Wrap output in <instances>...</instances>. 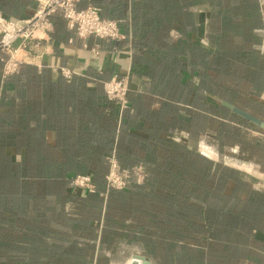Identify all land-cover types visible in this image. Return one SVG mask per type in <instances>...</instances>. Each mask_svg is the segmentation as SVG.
<instances>
[{"label": "crops", "instance_id": "0c3cea01", "mask_svg": "<svg viewBox=\"0 0 264 264\" xmlns=\"http://www.w3.org/2000/svg\"><path fill=\"white\" fill-rule=\"evenodd\" d=\"M218 1L225 0H84L81 8L94 6L103 18L118 23L124 39L116 43L80 39L56 16L53 31L38 32L28 51L20 55L22 66L39 71L40 86L33 85L24 95L12 85L7 86L5 80L9 77L0 74V165L38 162L40 156H45L58 164L76 163L67 174L69 178L94 177L96 172L106 171L93 163L102 164L115 156L126 167L143 166L151 177L149 167L160 160L161 148L171 145L185 149V123L192 143L200 114L211 120L214 129L217 101L230 113L221 102L252 115L228 97L238 93L241 99L264 107V10L260 0H251L249 17L228 11L219 16L220 21L211 10ZM37 8L38 0H0L3 16L20 23L33 17ZM245 19L253 20V25H243ZM239 35L237 48L244 51L239 57L243 75H224L223 88L229 94L222 95L217 92V76L224 74L232 62L223 54L233 51L228 44ZM248 55L254 56V62L246 60ZM63 68L73 72L72 79L61 74ZM115 76L129 80L128 107L123 117L120 110L118 114L104 101L103 84ZM248 124L239 128H245L248 138L264 146V131ZM239 150L244 155L242 145ZM241 165L246 172L257 171L255 179L249 175L241 179L249 184L251 193L263 198L264 157L255 161L242 156ZM16 176L0 172L5 183H15ZM7 188V195L9 191L23 193L19 188ZM36 192L31 187V198ZM62 193L66 196L68 189ZM246 196L241 198L240 206H250L256 213L241 214L239 225L243 231L239 238L244 242L239 244L240 254L233 261L264 264V201L249 202V194ZM5 198L12 205L0 201V213H10L20 221L2 224L12 233L20 231L17 227L25 220L21 216H26L21 212L23 208L14 198ZM26 220L32 223L34 219ZM224 223L230 227L228 221ZM213 238L209 234L207 240Z\"/></svg>", "mask_w": 264, "mask_h": 264}, {"label": "rangeland", "instance_id": "374dc122", "mask_svg": "<svg viewBox=\"0 0 264 264\" xmlns=\"http://www.w3.org/2000/svg\"><path fill=\"white\" fill-rule=\"evenodd\" d=\"M251 5V0H225L213 4L211 10L220 21L219 16L228 11L249 17ZM260 8L264 10V0H260ZM247 24L252 26L253 20L245 19L243 25ZM239 37L228 44L233 51L223 54L232 62L230 68L226 67V73L217 76V92L222 95L229 94L223 88L224 75L242 74L239 57L244 51L237 48ZM249 56L246 60L254 62V56ZM228 97L250 110L253 116L264 119V107L241 99L238 93H230ZM216 105L214 129L211 120L208 122L200 114L193 131L196 142L192 143L186 135L188 126L185 123V149L171 145L161 148L158 152L160 160L149 167L152 175L149 179L145 168L136 166L144 169L146 178L142 184L138 183V177L130 180L134 192L112 198L108 192H103L98 202L86 199L91 194L71 185L66 196L56 186L50 187L47 194L40 190L33 198L17 194L15 202L21 205V212L26 216H21L25 220L17 227L20 231L12 233L2 223L20 220L10 213H0V264H133L134 255L146 257L151 264H243L221 258V255H227L223 240L236 245L244 242L239 238L238 229L224 223L226 220L232 225L237 218L226 216L221 220L218 211L206 212L204 208L210 200L217 208L229 206L239 214L255 215L256 210L252 207L236 205L234 199L226 198L222 186L225 178L244 179V175H249L255 179L257 171L246 172L241 157L256 161L264 157V146L262 142L248 138L245 128H239L248 121L222 109L218 101ZM240 145L244 155L239 150ZM0 167L1 172L7 171L6 163ZM109 172L110 167L102 177L108 191L106 177ZM252 185L256 187L254 181ZM208 189H213L212 195H208ZM242 191L238 190V197L249 194V202L264 201V197ZM189 206L191 209L188 210ZM27 217L34 219L32 223L26 220ZM209 217L211 231L204 235L195 236L196 233L184 225L191 222L207 230L202 222ZM178 233L188 239L183 246L180 240L176 241L180 238ZM209 234L218 240L208 241ZM11 254L19 256H9Z\"/></svg>", "mask_w": 264, "mask_h": 264}, {"label": "built area", "instance_id": "2783aa9c", "mask_svg": "<svg viewBox=\"0 0 264 264\" xmlns=\"http://www.w3.org/2000/svg\"><path fill=\"white\" fill-rule=\"evenodd\" d=\"M84 0H38V8L30 19L20 23L10 20L0 12V61L4 64L3 76L8 78L17 74L24 60L19 56L29 49L38 32L50 34L54 29L53 19L61 17L67 27L78 38H90L116 43L124 39L117 22L105 19L94 6L81 8ZM5 56V57H4ZM9 58H8V57ZM61 74L68 80L72 79L73 72L61 69ZM105 96L109 101L115 102L121 112L128 107L130 92L129 80L115 76L103 84ZM110 172L106 177L108 188L125 190L130 180L138 177L142 184L146 175L142 167L131 170L122 169L115 156L109 159ZM71 187L83 188L89 194H97V188L90 176L78 175L72 178Z\"/></svg>", "mask_w": 264, "mask_h": 264}, {"label": "trees", "instance_id": "16d2710c", "mask_svg": "<svg viewBox=\"0 0 264 264\" xmlns=\"http://www.w3.org/2000/svg\"><path fill=\"white\" fill-rule=\"evenodd\" d=\"M3 66H4L3 63L0 61V74L1 75L3 74ZM39 75H40L39 71L36 68H34L32 66L24 65L21 67L20 71L17 74L12 75L8 79H6L5 83L7 86L12 85L15 88V90L18 89L21 92H23L24 95H26L27 93H29L32 90L33 85L36 84V85L40 86L41 83L38 79ZM17 85L19 86V88L17 87ZM104 101H105V103L112 105L115 108V110H117L118 114L120 113V111H121L120 107L115 102L109 101L107 99V97L105 96V93H104ZM126 111L127 110L122 111V117L124 116V114H126ZM43 149H44V147L40 148L41 154H42ZM40 157L41 158L38 162H25L23 164H16L13 166L10 165L9 163H6V165H7V171H5L6 174L7 175H10V174L17 175L16 176L17 179H16L15 183H8V182L5 183L2 181L3 179H0V201L1 202L10 206V204L12 205V201L5 198V196H10V197L16 199L17 194H19V193H11V191H9V193L7 195L4 191L8 186H12L13 188H19V191L23 192V196H25V197L28 196L30 198L32 197V196H30V195H32V194H30L31 193V187H35L37 192L38 191L40 192V190H42L46 194L48 192V189H50V187H52V186L58 187L61 190V192L70 187L71 180L73 177L69 178L67 176V174L69 173L70 170L74 169V166L76 165V163H66V165H63V164L54 163L53 161H48L45 158V156L44 157L40 156ZM199 158H202V157H199ZM85 163H78V164L82 165ZM118 163L121 166V168L125 169V170H131V169L135 168V166L126 167L120 161H118ZM90 164L91 163H86L87 166H90ZM69 166L71 167L70 169H68ZM99 167L102 169H105L106 172L105 173L100 172V171L96 172V176L92 177L93 183L97 188V194L87 195L86 199H90L92 201L98 202L99 200H101L100 195L103 192H108V196L111 198L117 194L126 195L132 191L134 192V190L131 189L130 184L128 185V187L125 190H122V191L113 190V189H110L108 191L106 188V182L102 177L103 176L105 177V175L108 172V169L110 167L109 161L103 162ZM0 172H1V167H0ZM101 173H103V174L101 175ZM64 175H66V176H64ZM148 179H149V177H148ZM225 179H226V182H224L223 186H222V191H224L223 194H225L226 198L234 199L236 205H240V203L242 201H241V198L238 197V190L243 189L242 192H246V193L249 192L250 191L249 184L243 182L241 177H234V178H230V179L225 178ZM228 185H229V187H227ZM137 189H140V187H137ZM208 190H209L208 195H212L213 189H208ZM227 191L230 194L229 193L227 194ZM34 197H37V196L35 195ZM189 209H191V206H189L188 210ZM204 210L206 212L218 211V213L221 216V218H220L221 220H222V218H223V220H225L226 216L236 217L237 220L230 226L235 227V229H238L239 232L243 231V227H241L239 225L241 214H239L238 212H235L233 207L226 206V207H222V208H217V206L214 205L213 202H211L209 200L206 202ZM182 220L184 221L185 218H182ZM203 220H204V222H202V225L207 226L206 227L207 230L204 229L205 227L204 228L199 227L198 226L199 224H195V223H191V222H186V223H184V225L193 233L195 232L196 233V234L194 233L195 236L204 235V234H207L211 231L209 228L210 224H211V219L209 217V218L203 219ZM178 234H180V233H178ZM183 235L180 234V238L184 243H186L188 239H186L185 235L184 236ZM238 235H239V233H238ZM213 237H214L213 238L214 241L218 240V239H216L215 236H213ZM222 242H223V245L225 244L227 246V247L225 246L227 255L226 256L221 255V258L226 257V259H228V260H233L239 256V254H240V247L239 246L240 245L238 243H237L238 245H236L235 243H230V241L227 243V241L225 242L223 240ZM189 250L192 252H196L193 249H189Z\"/></svg>", "mask_w": 264, "mask_h": 264}, {"label": "water", "instance_id": "95a60500", "mask_svg": "<svg viewBox=\"0 0 264 264\" xmlns=\"http://www.w3.org/2000/svg\"><path fill=\"white\" fill-rule=\"evenodd\" d=\"M202 33H203V27H202ZM221 105L223 107H225L226 109L230 110L232 113H234L235 115L245 119L246 121L256 125L259 129H261L262 131H264V121L258 119L257 117L246 113L244 111H242L241 109H239L238 107L228 103V102H221ZM135 260H139L142 261V264H151L149 261H147V259L144 256H134Z\"/></svg>", "mask_w": 264, "mask_h": 264}, {"label": "bare ground", "instance_id": "6f19581e", "mask_svg": "<svg viewBox=\"0 0 264 264\" xmlns=\"http://www.w3.org/2000/svg\"><path fill=\"white\" fill-rule=\"evenodd\" d=\"M133 264H142L139 260H133Z\"/></svg>", "mask_w": 264, "mask_h": 264}]
</instances>
